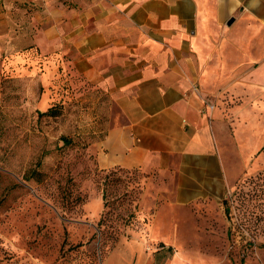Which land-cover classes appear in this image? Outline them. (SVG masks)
Here are the masks:
<instances>
[{
    "label": "crops",
    "instance_id": "1",
    "mask_svg": "<svg viewBox=\"0 0 264 264\" xmlns=\"http://www.w3.org/2000/svg\"><path fill=\"white\" fill-rule=\"evenodd\" d=\"M25 42L109 97L101 167L168 178L163 239L191 241V207L221 211L233 169L264 146V0H0V67Z\"/></svg>",
    "mask_w": 264,
    "mask_h": 264
},
{
    "label": "rangeland",
    "instance_id": "2",
    "mask_svg": "<svg viewBox=\"0 0 264 264\" xmlns=\"http://www.w3.org/2000/svg\"><path fill=\"white\" fill-rule=\"evenodd\" d=\"M25 43L22 61L0 67V264H172L191 252L209 264H264V146L233 169L221 211L191 207V241L163 239L167 228L151 227L168 178L101 167L109 97Z\"/></svg>",
    "mask_w": 264,
    "mask_h": 264
},
{
    "label": "trees",
    "instance_id": "3",
    "mask_svg": "<svg viewBox=\"0 0 264 264\" xmlns=\"http://www.w3.org/2000/svg\"><path fill=\"white\" fill-rule=\"evenodd\" d=\"M73 72V71H72ZM79 76V75H78ZM80 79L82 78L81 76H79ZM55 109L54 108H49L47 111L44 112V114H55ZM105 134V133H104ZM104 136V135H103ZM103 138V137H102ZM101 138V139H102ZM117 169L121 170V169H126V170H129L128 168H124V167H120V166H117L116 167ZM108 169H111V168H108ZM131 170H140V168H132ZM111 171V170H110Z\"/></svg>",
    "mask_w": 264,
    "mask_h": 264
},
{
    "label": "built area",
    "instance_id": "4",
    "mask_svg": "<svg viewBox=\"0 0 264 264\" xmlns=\"http://www.w3.org/2000/svg\"><path fill=\"white\" fill-rule=\"evenodd\" d=\"M210 107H212V106L210 105Z\"/></svg>",
    "mask_w": 264,
    "mask_h": 264
}]
</instances>
